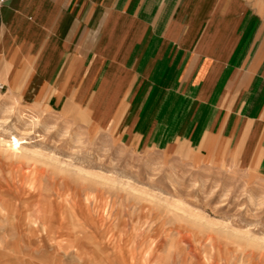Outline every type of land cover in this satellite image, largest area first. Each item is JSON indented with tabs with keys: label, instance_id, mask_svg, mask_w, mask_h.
<instances>
[{
	"label": "crops",
	"instance_id": "1",
	"mask_svg": "<svg viewBox=\"0 0 264 264\" xmlns=\"http://www.w3.org/2000/svg\"><path fill=\"white\" fill-rule=\"evenodd\" d=\"M0 85L131 150L264 173V0H3Z\"/></svg>",
	"mask_w": 264,
	"mask_h": 264
},
{
	"label": "rangeland",
	"instance_id": "2",
	"mask_svg": "<svg viewBox=\"0 0 264 264\" xmlns=\"http://www.w3.org/2000/svg\"><path fill=\"white\" fill-rule=\"evenodd\" d=\"M191 160L0 90V264H264V173Z\"/></svg>",
	"mask_w": 264,
	"mask_h": 264
},
{
	"label": "built area",
	"instance_id": "3",
	"mask_svg": "<svg viewBox=\"0 0 264 264\" xmlns=\"http://www.w3.org/2000/svg\"><path fill=\"white\" fill-rule=\"evenodd\" d=\"M3 0H0V6L2 5ZM0 90H3V86L0 85Z\"/></svg>",
	"mask_w": 264,
	"mask_h": 264
}]
</instances>
